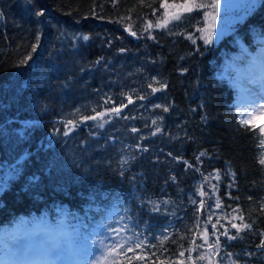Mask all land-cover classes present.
Wrapping results in <instances>:
<instances>
[{
  "label": "trees",
  "instance_id": "obj_1",
  "mask_svg": "<svg viewBox=\"0 0 264 264\" xmlns=\"http://www.w3.org/2000/svg\"><path fill=\"white\" fill-rule=\"evenodd\" d=\"M186 1L0 0V236L120 230L109 264H264V131L234 84L264 0L155 26Z\"/></svg>",
  "mask_w": 264,
  "mask_h": 264
},
{
  "label": "rangeland",
  "instance_id": "obj_2",
  "mask_svg": "<svg viewBox=\"0 0 264 264\" xmlns=\"http://www.w3.org/2000/svg\"><path fill=\"white\" fill-rule=\"evenodd\" d=\"M216 13L223 20L220 28L240 13L245 12L249 0H215ZM163 19L155 26H163L194 8V1L167 3L162 5ZM242 16V18H243ZM210 21V20H209ZM211 22L209 32L217 26V20ZM238 89L237 109L243 121L256 123L264 131V51L257 54L253 68L248 76L238 75L234 79ZM33 227L21 229L15 227L11 234L0 236V264H49L47 256H53L57 264H109L114 247L126 242L120 230H109L100 238L80 240L63 235V231L54 229L55 235L40 234ZM37 233V234H36ZM52 237V238H50Z\"/></svg>",
  "mask_w": 264,
  "mask_h": 264
},
{
  "label": "water",
  "instance_id": "obj_3",
  "mask_svg": "<svg viewBox=\"0 0 264 264\" xmlns=\"http://www.w3.org/2000/svg\"><path fill=\"white\" fill-rule=\"evenodd\" d=\"M243 15V13L241 14V16ZM241 16H240V18H241Z\"/></svg>",
  "mask_w": 264,
  "mask_h": 264
}]
</instances>
